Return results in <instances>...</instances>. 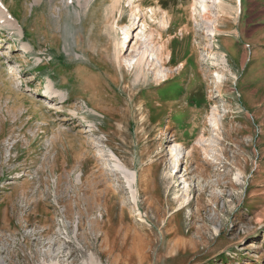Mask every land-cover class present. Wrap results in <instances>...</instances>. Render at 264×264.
Here are the masks:
<instances>
[{
    "label": "rangeland",
    "instance_id": "374dc122",
    "mask_svg": "<svg viewBox=\"0 0 264 264\" xmlns=\"http://www.w3.org/2000/svg\"><path fill=\"white\" fill-rule=\"evenodd\" d=\"M1 1L2 263L264 264V0Z\"/></svg>",
    "mask_w": 264,
    "mask_h": 264
},
{
    "label": "bare ground",
    "instance_id": "6f19581e",
    "mask_svg": "<svg viewBox=\"0 0 264 264\" xmlns=\"http://www.w3.org/2000/svg\"><path fill=\"white\" fill-rule=\"evenodd\" d=\"M90 0H85V2H84V5H86L88 2H89ZM121 0H111V5L112 6H116L119 2H120ZM129 2H131V0H128ZM214 1H216L217 3H219V4H221L222 3V0H214ZM138 7L139 6H136L135 7V11H137L138 10ZM199 11L201 12V13H209V9H207V7H206V5L205 4H203L202 6H200L199 7ZM133 13H135V12H133ZM11 17H13L12 16V14L10 13V11L8 10V8L2 3V1L0 0V21H3L4 22V24H7V25H9V26H14V28L16 27V26H18V24L17 23H15V18H14V21L13 20H11ZM2 23V22H1ZM166 19H165V17H163V18H161L160 19V24L161 25H166ZM17 24V25H16ZM141 28H140V32L142 33L141 35L144 37V38H146V40H148L149 39V37L151 36V34H146L145 33V29H146V24H145V22H141ZM137 28V27H136ZM130 30H131V28H129L128 30H126L125 32H124V37L123 38H121V43H123V44H125V43H127V46H126V50H125V52L128 50V48H129V42H130V39L128 40V37L129 36H127V33L128 32H130ZM133 32L134 31H132L131 32V34L133 35ZM141 35H138V36H141ZM136 36H137V34H136ZM22 47H23V49L25 50L27 47L25 46V45H22ZM146 50H142V51H140V53L138 54V58L135 60V62H134V64H130L129 65V67H134V65H135V63L137 64V66L139 65V64H141L142 63V61H143V59H144V57L146 56ZM142 70V68L140 67V66H138V73L140 72ZM137 73V74H138ZM167 74H165L164 75V77L166 76ZM46 98H50L49 97V93H46ZM62 98V97H61ZM217 122V121H216ZM215 122V120H214V122H213V125L214 126H216L217 125V123ZM212 125V126H213ZM174 150V149H173ZM173 150H172V148H169L168 149V154H172V152H173ZM112 157H113V154H112ZM115 157V156H114ZM174 157V156H173ZM178 159H179V157H177ZM173 159V158H172ZM118 160V159H117ZM116 160V161H117ZM175 161V160H174ZM181 161L180 160H178V162H174L178 167H180V163ZM114 165H115V167L124 175V177H125V179H126V182H128V185H131L133 182H134V179H135V173L134 172H132V171H129V170H127L126 168H124L118 161L117 162H115L114 163ZM176 166V167H177ZM173 169H175V165L173 166ZM174 172V171H173ZM176 174V173H175ZM174 174V175H175ZM176 177V176H175ZM0 264H3L2 263V261H1V259H0ZM84 264H87V262H84ZM90 264H98L96 261H92V262H90Z\"/></svg>",
    "mask_w": 264,
    "mask_h": 264
}]
</instances>
